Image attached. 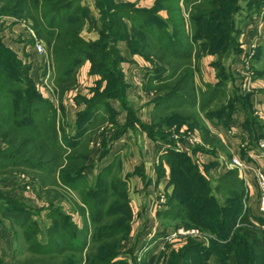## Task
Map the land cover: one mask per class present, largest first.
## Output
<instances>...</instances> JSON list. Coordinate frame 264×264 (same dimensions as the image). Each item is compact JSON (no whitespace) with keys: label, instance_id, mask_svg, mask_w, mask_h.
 <instances>
[{"label":"rangeland","instance_id":"obj_1","mask_svg":"<svg viewBox=\"0 0 264 264\" xmlns=\"http://www.w3.org/2000/svg\"><path fill=\"white\" fill-rule=\"evenodd\" d=\"M170 1L165 5L175 8L178 3L186 22L185 29L180 31V35L184 32L182 38L173 35L174 28H172L171 22L167 21L164 3L159 8L154 5L155 0H73L72 8L79 13L77 17L79 19H76L79 21L74 24L77 36L86 45V51L89 52L88 56L95 61L92 63V60L86 59L76 67L74 70L76 83H74L75 78L64 82L59 81L63 75L57 68L56 59H54L53 54H50L45 40L40 38L34 27L31 26V18H25L20 14L0 13V52L5 51L12 57L16 70L9 71L13 81L22 90L20 91L21 96L36 95L40 98L37 99V102H40L38 105L43 104L45 107L44 110H41L47 119L45 122L54 120L58 131L57 154L59 159V162L53 166L49 162L50 160L47 159L45 162L43 160L45 168L43 170L38 168L37 171L18 164L17 160L2 159V156L8 153L6 149L8 144L6 139L2 138L1 132L6 128L0 125V264L62 263L60 257L53 262L50 254L35 253L33 249L39 242L46 241L47 228L56 222V219L51 216L55 210L62 211L65 216L71 218L79 230L87 226L88 234L85 238L88 242V249L83 251L85 258L86 254L93 251L95 247V244L90 242V238L96 228L105 223L112 228L115 225L113 220H121L119 214L117 215L113 211L110 214V208H114L121 200L116 188L120 192L121 189L126 190L128 198L130 192L129 177L136 176L139 170L137 167L132 170L133 164L135 165L137 162L134 163L136 159L132 158L131 152L134 154L136 152L141 153V150L148 146L144 135L137 133H141L143 128L146 133L148 130L152 132V129L157 132V120L160 122L168 115L172 114L171 116H173V113L181 115L186 113L193 116L196 122L202 126L200 134L189 128L185 131H179V126L172 124L170 126L163 125L164 134H153L152 132L146 137L148 136L150 140L161 144L163 153L171 149L177 154L189 155L200 170H202L203 165L209 164L212 170L208 169L205 175L211 191L218 197L219 203L225 202L227 199L230 200L237 194H242L244 200L240 201L241 209L248 213L250 218L248 221L251 225L256 224L264 231V215L259 213L256 204L258 200L256 185L254 192H252L254 194L250 195L248 190L247 195L244 196L243 189L245 188L242 185L238 187V181L234 177L226 178L227 172L231 169L225 165L216 172L213 170L216 161L205 160L206 157L203 155L209 149H201L204 147L201 132L203 129L208 131L205 120L212 124L221 122L225 127H229L233 122V113L239 108L247 115L243 121L246 127L251 126L253 122L260 125V118L262 117L255 113L256 109L249 102L251 89L249 88V90L244 82L246 77H250L251 84L256 72L258 73L257 76L261 73L264 75V57L256 60L260 56L255 53V50L254 52L249 50L248 53H243L241 57L238 56V61L233 63L232 69L230 67L232 59L230 58L234 57L235 60V54H224V45H221L223 44L221 41L220 49L214 53L212 61L218 64L216 67L221 72L218 77L216 76L215 82L211 84L201 83L196 86L194 79H192L194 97L186 94L188 91H184L186 93L176 91L175 94H180L184 99L181 97L166 99L167 97H164L159 102L156 99L153 102L152 93L154 91H160L162 96L168 93L171 84L178 79L184 66H192L198 59L197 50L202 47L203 40L193 38L197 35V31L206 27L207 32H218V29L215 28V22L211 19L200 20L201 22L197 24L189 22L191 13L199 5V0ZM262 2L264 3V0ZM240 3H242V9L236 13V18L242 20L236 21L239 32L243 29L245 19L254 13L248 12L249 8L245 6V0H241ZM125 10L129 13L130 18L121 17ZM256 12L259 19L262 18L263 20L264 5ZM222 24V28H225V22ZM169 38L174 40L171 45ZM204 41L210 43L211 40ZM187 42L189 45H186ZM137 44L148 52V57L131 53V45L137 46ZM38 45H42V50L38 49ZM175 48L180 49L178 53ZM252 61L255 62L252 63ZM96 62L98 65L95 64ZM160 64H165L164 70L160 69L162 67H158L159 70H156L157 66H161ZM172 67L178 69L173 71ZM118 72L122 76L117 74ZM127 73L129 74L128 77ZM7 74L8 71L0 70V76H7ZM68 75L66 76L68 77ZM120 79L123 80L122 84L115 86ZM154 85L162 86L159 89ZM134 86H137L138 88L134 89H138L142 94L138 95L134 90L129 91L130 87L133 88ZM1 88L7 95V91L3 87ZM5 101L10 104L8 95ZM110 101L115 104L116 109L109 106ZM171 103L177 107L184 104L188 109L177 112L174 109L169 114V108L172 107L170 106ZM137 107L149 115L150 124H146L138 118ZM88 108L92 113L83 114ZM117 114L119 117L116 119ZM80 119L83 121L81 122ZM190 121L189 119L186 122L192 123ZM133 123L135 124L133 125ZM111 128L115 130L113 135L117 134L118 136L123 132H126L127 135L108 137L107 132ZM258 129L260 130L259 134L264 136V128ZM190 137L198 138L202 145H193ZM120 138L123 141H120ZM70 145L73 146L70 147ZM114 145L115 147L112 148ZM176 145L182 147L183 151L178 150ZM210 145L217 147L216 142ZM120 150L124 152L123 156H120ZM20 156H23V153H20ZM231 158L228 157L227 159ZM36 159L42 161V158ZM72 160L74 161L71 162ZM162 170H156L157 175L163 174ZM61 174H64L69 185H65L59 180ZM166 177L168 182L169 173ZM120 181L123 184L118 186ZM71 182L75 185V189L71 188ZM103 185L107 190L96 192V187L103 188ZM170 189V192H165V195H156V203L160 202L162 196L164 197L163 209L168 207L167 203L172 194V186ZM97 197L101 200L104 199L103 201L106 200L104 208L108 215L104 216L100 222H92L88 218V212H91V209L96 206L98 200L95 201V198ZM83 200L88 201L90 208L84 207ZM111 205L114 207H109ZM83 211H85V218L82 216ZM133 218L131 216L130 223ZM179 224L187 225L178 220H160L157 228L160 227L158 230L161 231L155 232L150 236V239L170 231ZM233 227L239 231L237 229L239 226L234 225ZM203 233L204 235L207 234ZM136 235L130 228L126 236L120 240L121 246L115 256L116 259H123L127 264H138L146 257L140 248L134 252L136 247H142L146 243L141 238L142 242L140 246H137L140 242L137 243ZM77 237L84 238L83 234L79 232ZM179 239L187 242L194 237ZM194 240L200 242L198 239ZM54 242H57L56 238ZM171 243L164 250L157 251L155 257H148L152 258V264H160L161 254ZM128 244L130 247L127 246ZM128 250L130 254L127 253ZM239 253L244 254L240 251ZM240 264L245 263L240 261Z\"/></svg>","mask_w":264,"mask_h":264},{"label":"trees","instance_id":"obj_2","mask_svg":"<svg viewBox=\"0 0 264 264\" xmlns=\"http://www.w3.org/2000/svg\"><path fill=\"white\" fill-rule=\"evenodd\" d=\"M72 2L73 0H0L1 14H20L25 18L32 19L31 26L34 27L38 36L45 40L50 54H53L54 59H56L57 68L63 75V78L59 79L62 82L68 81L71 78L74 80V70L84 60L90 59L92 63L95 62L88 56L89 52L88 50L86 51V45L77 36L74 24L79 21L76 20L79 19L77 18L79 13H77L76 9L72 8ZM168 2L171 1L155 0L154 5L160 8L162 3L165 5ZM240 2L241 0H199V5L191 13L189 22L197 24L201 22L200 20L211 19L215 22V28L218 29V32H207L206 27L197 31V35L193 38H201V41L211 40L210 43L202 41V47L200 50H197V58L200 53H217L220 49L219 44L221 41H223L221 45H224V54L229 55V53L237 51L239 27L236 21L239 20L240 22L242 20L241 18H236V13L242 9V3ZM245 3L250 13L257 11L264 5L262 0H245ZM176 5L175 8L165 5L164 9L167 12V21L171 22L172 28H174L173 35H177V38H182L181 36H184V32L180 35V31L185 29L186 22L183 19L181 7L178 3ZM121 17L130 18V15L125 10ZM223 22L226 24L225 28H222ZM169 39V44H173L174 40ZM130 49L132 54L136 53L138 55L141 54L143 57H148V52L140 48L138 44L137 46L131 45ZM175 50L178 53L180 49L175 48ZM172 55L177 56L176 54ZM95 64L98 65L97 62ZM162 64H160L161 66H157L156 70H159L160 67H162L160 68L161 70H164L165 64ZM212 65L218 77L221 74L219 68L216 67L218 64L214 61ZM1 69L2 71H8L7 76H0V84L7 91L10 100V104L8 101H5L7 95H5L0 87V99H2L0 100V125L6 128L1 132L2 138L6 139V143L8 144L6 148L8 153H5L2 159L17 160L18 164H22L35 171L38 168L40 170L45 168L43 160L45 162L48 159L52 166L56 165L59 162L57 154L58 131L54 120L45 122L47 119L41 113V110H44L45 107L43 104L38 105L40 102H37V99L39 100L40 98L36 95L21 96L20 91L22 90L13 81L14 79L9 71H15L16 66L13 64L12 57L5 51L0 52ZM171 69L175 71L178 68L172 67ZM92 71L94 70L92 69ZM69 73L70 75H68ZM193 73L191 65L184 66L178 79L171 84L168 93L159 96L156 101L159 102L164 97H167L166 99L174 97L184 99L180 94H175L176 91H182L183 93L188 91L186 94H189V96L193 95L194 97ZM117 74L122 76L120 72ZM256 74L258 73L256 72ZM76 81L75 78L74 83ZM122 81V79L118 80L115 86L121 85ZM161 86L156 85L155 87L161 89ZM103 94L106 95V93ZM89 113H92V111L88 108L83 114L87 115ZM173 114V116H171L172 114L168 115L167 118L157 122L159 126L157 130L158 134L165 133L163 125L170 126L175 124L180 126L182 122L189 121V119L192 122L189 123L190 127L196 125L202 130V126L190 114ZM80 121L82 122L83 119H80ZM147 132L149 135L152 133L151 130ZM208 132L205 129L201 132L203 143L211 144L216 142L217 144L216 139L211 137ZM201 149L206 150L204 147ZM20 153H23V156H20ZM160 156L161 161L168 167V184L172 185V194L167 203L168 207L159 211L158 217L160 220L171 221L172 219L184 222L187 224L184 225L186 227H197L207 233L211 239L207 247H203L194 239H189L180 250L170 253L166 262L161 264H189L191 259L193 264H206V260L210 257H213L217 264H240V261H243L245 264H264V231L261 227L256 224L251 225L250 221H248L250 220L248 213L241 209L240 201L244 200L242 194H237L230 198V200L227 199L225 202L219 203L218 197L212 193L205 175L206 171L210 168L209 164L203 165L202 170H200L189 155L183 153L177 154L176 151L171 149ZM36 158H42V161ZM160 169H163L161 164L157 170ZM226 175V178L229 176L234 177L238 181V187L242 185L245 188L243 191L244 196H246L248 188L238 171L231 169ZM59 180L63 184L69 185L64 174L59 175ZM121 183L120 181L118 186ZM70 185H72V187L70 186L71 188L75 189L73 182ZM116 189L119 192L121 200L115 207L114 205L109 206L114 207L110 208V214H112V211L117 215L119 214L121 220H113L115 225L112 228L106 223L96 228L90 238V242L94 243L95 247L93 251L86 254L85 258L83 251L86 248L88 249V242L85 238L88 234L87 226L79 230L71 218L58 210H55L54 214L51 215L56 219V222L47 228L46 241L39 242L36 248H33L35 253L50 254L53 262L60 257L62 258V263L60 264H127L125 260L116 259L115 256L118 254L121 246L120 240L126 236L131 228L130 220L132 213L131 207L128 205L126 190L121 189L120 192L118 188ZM104 190H107L104 185L103 188L100 186L96 187V192H103ZM226 193L228 194V192ZM96 200H98L96 206L94 209H91V212H88V218L92 222H100L104 216L108 215L104 208L106 200L103 201L104 199L101 200L98 197L95 198ZM87 202L83 200L84 207L87 208L88 206L90 208ZM82 216L85 218V211H83ZM234 225L236 227L239 226L237 228L239 231H236V228L234 229ZM78 232L83 234L84 238L77 237ZM55 238L57 242H54ZM239 251L244 254H240ZM66 253L70 255H65ZM152 261V258L144 257L138 264H152Z\"/></svg>","mask_w":264,"mask_h":264},{"label":"crops","instance_id":"obj_3","mask_svg":"<svg viewBox=\"0 0 264 264\" xmlns=\"http://www.w3.org/2000/svg\"><path fill=\"white\" fill-rule=\"evenodd\" d=\"M237 37H238L237 51L233 53L232 52L229 53V55L235 54V60L234 57L230 58L232 59V63L230 64L231 68L234 67L235 64L234 62L238 61V56L241 57L243 53L244 54L248 53L249 50L253 52L255 50V53H257L258 56H260V58L257 57L256 60H260L261 57H264V18L263 20L262 18L259 19L256 11H254V13L249 16V18L247 17V19H245L243 29L241 32H239ZM213 59H214V54L200 53L198 59H196V62L192 64L191 67L195 72L193 79L196 86L197 84H201V83L211 84L215 82L216 72L214 71V67L212 65ZM255 61H252V63ZM128 76L129 74L127 73V77ZM263 76L262 75L257 76L256 74L254 75L250 84L251 94L249 95V102L251 103L252 107L256 109L255 113H257L258 115H260V117H262L260 118L261 119L260 125L253 122L251 126L248 125V127H246L243 124V121L247 115L246 113H243V111L240 110L239 108L236 109L235 112L233 113L232 115L233 122L229 127H225L221 122L212 124L207 120H205L207 124V129L209 131L208 134L211 137L215 138L217 141L216 144L217 147H213L209 143H204V148L209 149L208 152L207 151L205 152L206 154H203L204 157H206L205 160L216 161V166L213 167V170L218 172L220 171V168L222 169V167H225L227 160L228 161L230 160L227 159L228 157H233L236 155L240 156L247 164V167L245 168L244 180L248 187L250 195L254 194L252 192H254V186H255L253 167L254 166L260 167L262 170H264V165L261 158L259 157L251 158V156H249L246 153L248 151H253L254 149L253 146L257 139L264 138V136L259 134L260 130L258 129V128H264V77ZM153 82L155 83V80ZM134 88H138V87L137 86L136 87L134 86L133 88L130 87L129 91L134 90L135 92H137L138 95L142 94V92ZM152 94H153L152 97H154L153 102L159 96H162V93L160 91H154ZM109 106L116 109L115 104L111 101L109 103ZM170 106L172 107L169 108V114H171V110L174 109L176 112L180 110L188 109V107L185 106L184 104H181V106L177 107V106H173V104L171 103ZM136 113L141 121L146 122V124H150L151 118L149 117V115H147L146 112L142 111L141 109H138L137 107ZM115 117L117 119L119 117V114H117ZM157 122L159 121L157 120ZM134 124L135 123H133V125ZM156 126H158V123L156 124ZM156 128L159 129V126ZM187 128L193 129L195 133L197 132L200 134V129L196 125L190 127V124L188 122H182L178 127L179 131L181 130L185 131ZM121 130L122 128L119 131L121 132ZM113 131L115 130L111 128L107 132L108 137H119V136L127 135L126 132L118 134V136L117 134L113 135ZM152 132L153 134L157 133L154 129H152ZM137 134L144 135V139L147 140L146 143L148 144V146L142 149L141 153L136 152V154H134L131 152L132 158L136 159L134 163L137 162L135 165L133 164L132 170H134V168L136 167L139 170L136 176L133 175V178L129 177L130 192L128 194V205L129 207H131L132 216L134 217L130 223L131 231L137 234L136 235L137 243L140 242L139 244H137V246H140L142 242L141 238H143V240H145L146 243L143 244L142 247H136V249H134V252L135 250L137 251L140 248L144 256L155 257L156 255L155 239L160 234L158 236H155L154 239L153 238L150 239V236L153 235L155 232L161 231L158 230L160 227L157 228L158 224L160 223L158 212L161 211L164 207L162 205L164 197L162 196V198H160V202L156 203L157 202L156 195L157 194L165 195V192L169 193L171 190L170 187L172 185L167 184L168 182L166 176L168 174L167 173L168 167L164 162L161 161L160 155L163 153L162 145L154 140H150L148 136L146 137V135L149 134L148 132L146 133L144 128L141 131V133L138 132ZM119 140L123 141L122 138H120ZM114 147L115 145L112 148ZM119 154L120 156H123L124 152L120 150ZM123 163L125 164L124 160ZM160 164L162 165L163 168L162 170L163 174L159 176L157 175L156 170L158 169V166ZM144 175L146 176L143 177ZM257 208H258V204H257ZM210 240H211L210 237H208L207 241L206 240L205 242L200 241L199 243L203 247H207L210 244ZM185 244L186 242H183L182 239H177L173 241L171 245L161 254L162 260L159 263L161 264L163 262H166V260L168 259V255L170 253L177 252ZM127 246L130 247L129 244ZM127 253L130 254L129 250ZM189 264H193L192 259L189 261ZM206 264H217V263L213 257H210L206 260Z\"/></svg>","mask_w":264,"mask_h":264},{"label":"built area","instance_id":"obj_4","mask_svg":"<svg viewBox=\"0 0 264 264\" xmlns=\"http://www.w3.org/2000/svg\"><path fill=\"white\" fill-rule=\"evenodd\" d=\"M38 49L42 50V45H38ZM244 85L249 89L250 87V77H246ZM193 145H202L201 141L198 138L190 137ZM178 150L183 151L182 147H178ZM253 151L246 152L249 156L259 157L263 161L264 165V138L256 140L253 146ZM227 168L234 169L238 171L239 175L244 179L245 168L247 167L246 162L238 155L233 156L230 161L226 163ZM254 170V179L255 185L258 188V211L260 214L264 215V170L260 167H253ZM245 181V180H244ZM189 236L194 237L202 242L207 241L208 235L200 231L197 227H188L179 224L176 227L172 228L170 231H166L158 238L155 239V249L157 251L164 250L167 245L179 238H188Z\"/></svg>","mask_w":264,"mask_h":264}]
</instances>
